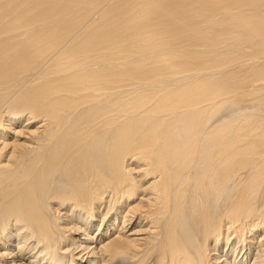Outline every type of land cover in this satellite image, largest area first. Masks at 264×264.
<instances>
[{"label":"bare ground","instance_id":"obj_1","mask_svg":"<svg viewBox=\"0 0 264 264\" xmlns=\"http://www.w3.org/2000/svg\"><path fill=\"white\" fill-rule=\"evenodd\" d=\"M0 264H264V0H0Z\"/></svg>","mask_w":264,"mask_h":264}]
</instances>
